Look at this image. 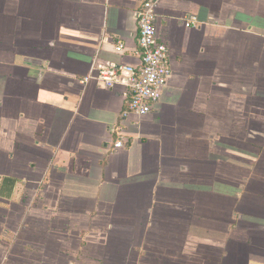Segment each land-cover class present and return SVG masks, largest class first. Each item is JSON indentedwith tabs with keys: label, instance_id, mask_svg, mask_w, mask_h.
<instances>
[{
	"label": "crops",
	"instance_id": "obj_1",
	"mask_svg": "<svg viewBox=\"0 0 264 264\" xmlns=\"http://www.w3.org/2000/svg\"><path fill=\"white\" fill-rule=\"evenodd\" d=\"M145 1L0 0V264H264V0H161L124 119Z\"/></svg>",
	"mask_w": 264,
	"mask_h": 264
},
{
	"label": "built area",
	"instance_id": "obj_2",
	"mask_svg": "<svg viewBox=\"0 0 264 264\" xmlns=\"http://www.w3.org/2000/svg\"><path fill=\"white\" fill-rule=\"evenodd\" d=\"M161 0H147L138 12V48L140 63L134 65L109 64L100 68L98 79L108 88L124 82L128 88L127 106L122 118L132 115L146 116L155 110L164 88L172 74L169 64V47L158 38L157 22ZM115 133H122L116 128ZM125 137L113 144V148H123Z\"/></svg>",
	"mask_w": 264,
	"mask_h": 264
}]
</instances>
